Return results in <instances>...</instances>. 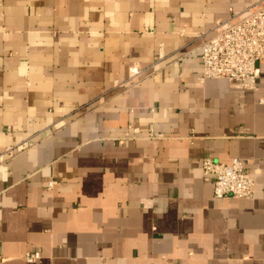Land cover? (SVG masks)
<instances>
[{
  "label": "crops",
  "instance_id": "crops-1",
  "mask_svg": "<svg viewBox=\"0 0 264 264\" xmlns=\"http://www.w3.org/2000/svg\"><path fill=\"white\" fill-rule=\"evenodd\" d=\"M252 2L0 0V264H264V58L253 88L200 79Z\"/></svg>",
  "mask_w": 264,
  "mask_h": 264
},
{
  "label": "built area",
  "instance_id": "built-area-1",
  "mask_svg": "<svg viewBox=\"0 0 264 264\" xmlns=\"http://www.w3.org/2000/svg\"><path fill=\"white\" fill-rule=\"evenodd\" d=\"M264 58V0H254L234 18L216 20L213 32L200 45L201 75L222 77L253 88L259 75V61ZM137 64L129 66V74L140 73ZM3 160L0 154V161ZM204 173H212L213 194L216 197H251L254 178L245 169L244 159L234 156L221 162L211 156L202 158ZM53 181H50L51 184ZM26 260L39 256L38 250H28Z\"/></svg>",
  "mask_w": 264,
  "mask_h": 264
}]
</instances>
